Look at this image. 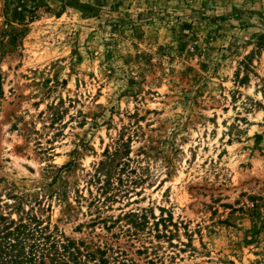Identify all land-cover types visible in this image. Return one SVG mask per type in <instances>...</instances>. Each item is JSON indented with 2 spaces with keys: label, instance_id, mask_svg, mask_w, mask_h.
Here are the masks:
<instances>
[{
  "label": "rangeland",
  "instance_id": "1",
  "mask_svg": "<svg viewBox=\"0 0 264 264\" xmlns=\"http://www.w3.org/2000/svg\"><path fill=\"white\" fill-rule=\"evenodd\" d=\"M0 214L46 264H264V0H0Z\"/></svg>",
  "mask_w": 264,
  "mask_h": 264
},
{
  "label": "trees",
  "instance_id": "2",
  "mask_svg": "<svg viewBox=\"0 0 264 264\" xmlns=\"http://www.w3.org/2000/svg\"><path fill=\"white\" fill-rule=\"evenodd\" d=\"M37 232L32 221L0 214V264H46L45 257L53 255L40 248Z\"/></svg>",
  "mask_w": 264,
  "mask_h": 264
}]
</instances>
